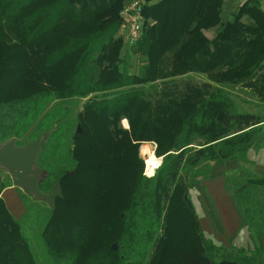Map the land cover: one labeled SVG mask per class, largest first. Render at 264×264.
<instances>
[{"label": "trees", "instance_id": "trees-1", "mask_svg": "<svg viewBox=\"0 0 264 264\" xmlns=\"http://www.w3.org/2000/svg\"><path fill=\"white\" fill-rule=\"evenodd\" d=\"M128 1L0 0V145L22 136L54 98L86 99L82 132L72 137L74 168L40 183L43 192L60 183L64 194L43 243L55 264H248L215 259L218 246L205 236L190 190L214 165L248 162L264 125L263 115L241 111L225 88L243 84L264 101L261 1L246 0L223 23L224 0H147L144 33L133 47L146 60L138 73L122 55ZM190 73L206 80L196 83ZM142 141L157 143L163 156L152 177L143 174ZM261 186L264 175L250 173L225 183L253 218ZM5 187L0 182V264H40L1 196ZM259 223L249 224L262 246Z\"/></svg>", "mask_w": 264, "mask_h": 264}, {"label": "rangeland", "instance_id": "rangeland-1", "mask_svg": "<svg viewBox=\"0 0 264 264\" xmlns=\"http://www.w3.org/2000/svg\"><path fill=\"white\" fill-rule=\"evenodd\" d=\"M233 15L229 10H224L222 13L223 23L231 20ZM214 31L216 33L217 28L209 31L207 35L215 36ZM121 37L123 38V36ZM122 55L127 59V70L130 73H138L146 63L145 58L134 52L133 47H127V44L124 45ZM186 78L196 83L206 80L204 75L193 73L188 74ZM225 88L241 111L264 116V101L260 100L255 90L243 84H226ZM145 89L149 96L154 94V88L146 87ZM85 101L86 99L78 98L67 100L54 98L49 105L44 106L41 113L39 112V116L30 121L26 132L22 136L16 137L17 141L22 144L44 138L41 158L45 154L47 161L44 164L40 159L39 164L44 169L45 178L49 175L57 176L63 170L74 168V163L70 158L73 148L72 137L78 129V114ZM12 114L14 115V111L9 112L8 115L12 116ZM9 119L12 120V118ZM124 119L120 125L129 129V122ZM151 142L142 141L139 144V157L144 161V164L146 157L144 150H141L142 144L147 143L146 145L152 147ZM152 155L157 163L153 153ZM158 157H162L163 161V156ZM159 161L161 162V160ZM248 173L252 176L264 175V125L254 137L249 150L248 162L231 160L214 165L210 177L201 180L190 190L192 203L204 225L205 236L218 246L215 254L217 261L230 258L247 260L248 264H264V236L261 238L262 246H260L256 239L251 237L253 229L249 224L250 221L258 220L259 224L264 226V186L257 188L252 202L254 218L246 214L247 206L243 200L236 193L229 192L225 188L228 176L243 179L247 177ZM0 176L3 178L1 182H4L6 186L12 184L16 186L17 190L8 191L4 195V200L6 204L7 201L10 205L13 202L15 206L21 203V214L17 219L21 221L24 235L28 239L36 259L40 264H55L56 261L49 255L41 235L51 215L52 206L46 200H38L32 194L18 187L11 174L3 167H0ZM117 243L119 249V242ZM60 264L66 263L63 261Z\"/></svg>", "mask_w": 264, "mask_h": 264}, {"label": "water", "instance_id": "water-1", "mask_svg": "<svg viewBox=\"0 0 264 264\" xmlns=\"http://www.w3.org/2000/svg\"><path fill=\"white\" fill-rule=\"evenodd\" d=\"M77 133L82 132L78 124ZM44 138L23 146L17 145V138L12 137L0 145V167L5 168L11 174L15 184L32 194L38 200H46L52 207L55 206L58 197L63 198L61 184H56L51 192H43L39 186V173L42 169L36 166L37 158L42 150ZM34 174L33 177H31ZM124 216V215H122ZM113 251L118 250V243L112 244Z\"/></svg>", "mask_w": 264, "mask_h": 264}, {"label": "built area", "instance_id": "built-area-1", "mask_svg": "<svg viewBox=\"0 0 264 264\" xmlns=\"http://www.w3.org/2000/svg\"><path fill=\"white\" fill-rule=\"evenodd\" d=\"M147 0H130L125 3L122 10V25L120 28V36H123L125 44L127 47H134L139 40L142 38L145 29V15L144 8L147 4ZM144 144V143H143ZM142 144L141 150L143 151L144 146L147 144ZM149 144V143H148ZM150 144L153 146L150 148L156 154L157 144L152 141ZM145 170L144 175L147 177H152L155 175L156 171L162 164V157L160 164L154 168L151 173L148 169L147 155H145Z\"/></svg>", "mask_w": 264, "mask_h": 264}, {"label": "crops", "instance_id": "crops-1", "mask_svg": "<svg viewBox=\"0 0 264 264\" xmlns=\"http://www.w3.org/2000/svg\"><path fill=\"white\" fill-rule=\"evenodd\" d=\"M246 0H224V6H223V11L224 10H229L232 14H235L239 8V6L245 2ZM261 1V4H262V7L264 8V0H260ZM216 29V28H214ZM214 29H210L208 31H206V34L211 31V30H214ZM215 33V31H214ZM216 34V33H215ZM3 180V178L0 176V182ZM16 189V186L14 184L12 185H9V186H6L4 188V190L2 191L1 193V196L4 198V195L8 192V191H11V190H15ZM17 190V189H16ZM7 206L8 208L10 209V211L12 212V214L18 218V216L21 214V203L17 206L14 205L13 202H11V205L9 204V202L7 201ZM200 218V217H199ZM200 222H201V226H202V229L205 233V229H204V225L202 224V221L200 219ZM206 234V233H205Z\"/></svg>", "mask_w": 264, "mask_h": 264}, {"label": "bare ground", "instance_id": "bare-ground-1", "mask_svg": "<svg viewBox=\"0 0 264 264\" xmlns=\"http://www.w3.org/2000/svg\"><path fill=\"white\" fill-rule=\"evenodd\" d=\"M143 150H144L143 152H145V155H147L148 169H149V171L152 173V172L154 171V168L157 167V166L160 164V161H159V160H161V158L158 157V156L153 152V150L150 148L149 145L144 146ZM152 153L154 154L155 159L157 160V163H158V164H157L156 161L154 160V157H153Z\"/></svg>", "mask_w": 264, "mask_h": 264}, {"label": "flooded vegetation", "instance_id": "flooded-vegetation-1", "mask_svg": "<svg viewBox=\"0 0 264 264\" xmlns=\"http://www.w3.org/2000/svg\"><path fill=\"white\" fill-rule=\"evenodd\" d=\"M38 140V139H37ZM31 143H33V142H31ZM44 144V143H43ZM17 145H20V146H23V145H25V144H22V143H20V142H18L17 141ZM42 148H43V146H42ZM41 154H42V150H41V152H40V154H39V156H38V158H37V161H36V166H38V167H40V169H42L41 171H40V173H39V186H40V183L44 180V178H45V175H44V169L41 167V165L39 164V161H40V159H41ZM34 176V174L31 176V177H33Z\"/></svg>", "mask_w": 264, "mask_h": 264}]
</instances>
